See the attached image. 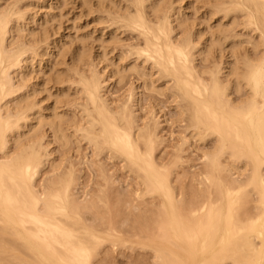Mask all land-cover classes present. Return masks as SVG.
Instances as JSON below:
<instances>
[{
	"label": "bare ground",
	"instance_id": "6f19581e",
	"mask_svg": "<svg viewBox=\"0 0 264 264\" xmlns=\"http://www.w3.org/2000/svg\"><path fill=\"white\" fill-rule=\"evenodd\" d=\"M148 1L127 0V7L131 10L129 9L127 12L121 10V13L115 10L117 9L115 3L113 8L111 5L109 7L114 9L116 14L109 7L106 12L109 10V13L114 15L109 17L114 24L125 28V30L136 32L137 37L142 39L139 42L140 46L134 47V50L131 49L133 52L129 51L133 55L131 53L129 55L137 56V59L138 57L143 58V62H149L151 68L157 72L158 77L155 78L159 79L160 75L161 80L165 79L169 82L168 85L171 83L169 87L165 82H162L165 84L163 89L169 87V89L167 88L168 93L172 92L173 100L175 97V100H178L176 104L179 106L175 107L179 108V112H176L177 108H175V110L177 109L175 112L178 116H182L184 126L190 128V141L197 139L203 143L209 140L212 142L208 148L204 144L206 147L202 150L201 159L199 158L204 167L199 172V176H201L199 179L203 186H199H202L199 189L201 192L196 193L199 196L195 195L194 198L198 199L199 197L201 200L196 202L193 198L190 202H181L182 200L180 201L177 196H174L176 191L173 190L174 187L170 186L172 185L171 177H168L171 173L168 171L170 174L167 173L168 176L162 173V168L158 166H163L164 163L163 165L159 164L155 157L157 165L153 159V150L159 139L155 131L158 126L156 120L151 116L155 121L149 118L151 119L149 122L153 121V123L144 121L143 127H140V123L137 124L139 119L137 118L136 122V115L132 117L134 113L131 108L132 93L127 94L126 99L121 101L122 104L120 102L121 105L110 106L111 103L109 104L102 93L103 86L100 76L90 68V72L88 71L87 74L80 70L85 61L84 58L87 56L86 50L75 51L76 54L71 57L73 62H70L72 74L76 77V80L72 82L76 81L81 96L78 109L81 111L80 118L82 120L79 119L78 122L81 120L83 124L78 123L77 126L69 128L73 129V133L71 131L72 134L70 132L68 134L69 130L66 125H69L71 120L69 123L67 116L65 122L63 121L66 116L65 112L59 113V110L55 112L53 107L52 112L55 113L53 116L49 113L51 119L47 120L45 115L42 116L38 112L39 110L36 111L40 105L35 103L36 98L32 101L35 90H32V87L29 90L26 88L28 86L24 85V78L33 68L30 57H33L35 50L39 49L25 41L18 42L19 33L24 32L26 35L25 25L27 26L28 17H26L27 12H24L26 10L23 11L24 13L20 12L21 8L18 5L21 3L18 4L19 0H15L14 4L11 3L12 6L7 7L8 9L3 7V10L0 7V255L2 254L0 264H6L7 258L10 259L7 264H90L91 256L99 245L107 240L111 241V235L98 232L100 230L97 228L95 230L94 226L84 220L82 211L87 208H82L86 207L85 202L76 201L73 199L76 197L70 193V188L74 186L73 183H76L72 162L71 164L68 162L71 166L68 165L66 158L61 156L63 161L65 160L64 163L69 166L65 168L60 157L58 158L60 160L51 158V150L48 149L50 141L47 133L43 130L45 125L52 134L51 138L63 149L73 140L69 139L70 141H68V137L75 136L74 138H76L78 136L77 138H80L82 142L91 146V152L96 157L105 152L109 155V159L115 157H118V160L122 159L123 167L126 165L125 168L129 169L128 172L134 173V177H137L136 182L139 181L140 186L136 183L139 186H137V190L141 187L142 191H140L141 193L137 191L135 195L137 193L143 196L149 194L152 198L156 196L159 198L157 199L159 204L155 205L157 211H149L150 214L153 213V216L155 214V220L151 219L155 218L152 216L148 218L149 220L145 219V216H143L144 219L141 218V215L138 217L140 221L141 219L142 221L147 220V222L150 219L154 221L152 224L154 226L150 229L154 239L149 246L154 249V255L160 264H264V0H225V2L224 0H220V2L215 0L214 6L211 4L208 6L215 10L216 14L214 13V15L220 13L222 18L228 16L230 18V15L237 13L244 15L246 21H241L240 18L238 20L245 21L246 24H242L247 25L250 32H257V36L260 38L257 40H260L261 49L259 48V53H256L257 47H259L257 42H252V39L248 38L249 36L244 35L249 39L247 42L250 44H248L251 48L249 49L252 50L249 52L253 55L246 53L239 55L243 49L241 50L242 46L237 48V45L244 39L240 42H235V38H231L234 39L231 40L230 36L226 35L228 27H222L225 29H219L220 31L216 34L211 31L215 35H209V31L207 33L209 36L207 35L208 37L206 36L201 42V53H210L216 49L220 51L221 47L226 44L227 48L223 49L227 50L225 53L229 54V58L225 57L231 60L226 61L225 66L222 65L223 69L222 66L216 68L220 67L219 65L222 63L217 64L218 66H215L216 63L212 66L208 65L213 69L206 66L207 71L204 69V65H201L203 71H200L201 63L199 64L200 68L199 66L197 68L194 61L197 56H194L195 59L193 57V51L198 48H196L198 45L196 43H198L200 35H206V30L204 29L205 35L198 34L196 42L187 31L189 27L186 29V23L181 17L184 14H180L181 19L173 15L175 18L173 20L176 22L174 27L171 20V11L174 9L165 10L163 6V8L160 7L161 3L152 1L154 4L151 5ZM100 3L97 2L98 5ZM168 5L171 6V3ZM117 7L120 10L121 7ZM207 14L209 13L207 12ZM230 19L232 20V18ZM111 20L109 22L112 26ZM233 21L235 22V20ZM242 24L240 25L242 26ZM182 25L185 26L188 34L186 33L183 37L180 34L176 36L175 32L177 31L178 34L181 31H179L180 28L183 31ZM236 25H231L230 28H234ZM176 27L180 28L176 30ZM246 28L245 30L249 31ZM206 29L208 30V28ZM213 29L211 27V30ZM229 29L227 32L231 30ZM14 33L18 36L17 41L13 37ZM183 33L181 34L183 35ZM27 35H29L28 32ZM240 37L242 39V36ZM20 39L22 40V38ZM26 41L29 42V39ZM44 42L46 43V41ZM244 42L243 45H245ZM237 49L241 50H239L240 53ZM244 51L247 50L244 49ZM211 53L208 54L210 57ZM221 53L224 54L223 51ZM208 57H204V59L208 60ZM104 58V56L98 57L97 62H104ZM199 59L204 60L201 57ZM110 63L112 64L111 61ZM109 64L105 66H109ZM123 67H120L122 70L119 69L124 72L126 68ZM128 70L135 76H140L141 79L142 75L146 73L135 67H129ZM224 70L225 72L222 73ZM115 73H118V79L122 77L119 70L113 72L112 69L108 76L113 78L116 76ZM55 76L57 74L53 76V79L56 78ZM69 77L71 76L69 75ZM147 78L152 79L150 76ZM146 80L145 83L148 82ZM55 81L60 84L56 79ZM151 82L149 81V83ZM67 87L66 89H68ZM154 87L158 88V85ZM148 88H151L153 92L156 89L152 90V84ZM159 89H157L159 92L156 90L157 95H161ZM163 89L162 94L164 93ZM240 91L242 96L238 97ZM232 93L237 94L238 98L236 99L235 96L234 99ZM11 100L14 103L13 107L9 103ZM70 102L77 104L75 101ZM70 102L67 101L68 104H71ZM130 102L131 104H129ZM35 104L37 105L36 109ZM58 109L61 110V107ZM129 109H132L133 113ZM71 124L76 125L75 122ZM149 124L153 125L148 127ZM185 127H183L184 130ZM187 130L189 129H186L185 132ZM185 132L186 136L182 137L184 142L187 139ZM189 132H187L188 135ZM81 140L78 139L79 142ZM183 141L178 148L188 143H183ZM180 149L177 150L180 152ZM94 154L92 155L94 156ZM178 159L181 160V157ZM178 159L177 161H179ZM226 159H229L230 163H226L228 162ZM223 161H226V164ZM45 163L51 171V176L49 175L51 178L48 176L49 179L46 178V181L42 180V183L38 182L37 184L34 179L40 167L43 166L42 164ZM124 163L126 164L124 165ZM98 164L99 162L96 165L98 166ZM61 168L66 170L63 169L64 172H60ZM100 173L103 177L102 171ZM232 173L234 174L232 175ZM236 174L238 178L234 177ZM199 179L197 178V183L201 184ZM101 199L99 197L97 201L101 202ZM90 202L93 203V201L86 202L87 207L91 205ZM146 226H144L145 230H147ZM111 242L114 245L115 241ZM109 244L112 245V243ZM4 253L5 255L8 253L9 256L4 255L5 257H3ZM158 261H156L157 264Z\"/></svg>",
	"mask_w": 264,
	"mask_h": 264
},
{
	"label": "rangeland",
	"instance_id": "374dc122",
	"mask_svg": "<svg viewBox=\"0 0 264 264\" xmlns=\"http://www.w3.org/2000/svg\"><path fill=\"white\" fill-rule=\"evenodd\" d=\"M99 1L100 0H19L18 4H20V3L21 4L18 6L22 10V11L20 10V12H22V13L27 12L26 17H28L27 18L28 23H27V26L25 25V29L27 28L26 31L29 33V35H27L26 31H25L26 35H24V32L19 33L20 35L18 34V36H19L18 42L25 41V43L30 44L34 47H38L37 49H39V50H35V55L33 57H30L31 58L30 60H32L31 62H33L31 64L33 66V68L25 76L24 85L29 87L28 88L25 86L28 90L31 87H32V90H35V96L36 97L33 95L32 101H34V98H36L35 103L38 104V106L40 105L37 108V105L35 104L36 105L35 109L37 108L36 111L39 110L38 112H40L42 114V116L45 115L44 117L47 120H49L48 118H50L49 113H51L52 114L51 116H53V114L55 112H57V110H59V113L65 112L64 115H66V116H64L63 121L65 120V117L68 116V118L70 117L69 119L67 118L68 122H69V120H71V123L75 122L76 125H73L69 122L71 124V126L68 122H66V124H69V125H66L67 130H69L67 133L70 134L73 129H69V128H71V127L73 128L74 126H77V124L81 123V120H82L80 118L81 117L80 116L81 111H79L80 109H78L79 104L81 103V96L79 94V89H78L79 87L75 83L76 81L72 82L73 80H76V77L72 74L73 70H72V64H70V62L71 63L73 62L72 61L73 59L71 60V57L74 54H76V52L86 50L87 56L85 57L86 59L84 58L85 61L83 60L84 62L82 63V65H81L82 67H80V70H83L84 71L83 73L86 72V74H87L90 72L89 71V68H90V70L91 69L94 70V72H96L97 75L100 76L101 84L103 86L102 87V93L104 94V97L107 98V100L109 101V104L111 103L110 106L116 107V105L117 106L121 105L122 104L121 101H124L126 99L127 94L132 93V99H133V100L131 99L132 100L131 101L132 107L129 105V104H131V102L128 104V106H130L134 110L133 111L132 109L131 110L129 109L131 112L132 111L134 112V113L132 112L133 113L132 117L134 115H136L135 121L139 119L138 120L139 122L136 121L137 124L139 125V123H140V127H143L144 121L145 122L148 121V123L151 124V123H153V121L156 120L158 126H156L157 127L156 130L155 129H153V130L156 131L157 138H159V139H158V143L156 144V146L154 145L155 149L153 148L154 149L153 150V152H154L153 159L155 160V157H156V159L158 160L157 162L159 164L163 165V163H164L163 166H161V165L158 166L159 168H162V170L160 169L162 171V173L166 174L167 176H168L169 172L171 173V175L169 174L170 176H168V177H171L170 183L172 185H170V186L174 187L175 189L173 188V190L176 191V192L173 191L174 196L175 197L177 196L180 201L182 200L181 202H183V201L184 202H187V201L190 202L195 197V195H197L196 193L201 192V191H199V189L202 188L203 184L201 182V179H199V178H201V176H199V174H200L199 172L201 171L202 168L204 169V167L202 166V163L200 160L201 159L200 155H202V150H204L206 147V146H204V144L207 145V148H208V145L210 147V144L212 142L209 140V141H205V143H203L201 141H198L197 139H192L194 142L190 141V139H189L190 133H191L190 128H188V127L186 128L184 126V122H182V120H183V118H181L182 116L180 117V116H178V114H176V112L177 113L179 112V108L175 107L176 105L179 106L178 104H176V102H178V100H175V98H176L175 97L174 98L175 101H174L173 98L171 97V96H173V95H171L172 92L168 93V91H169L168 89H169L171 83L168 85L169 82H167L165 79H163L164 81L161 80L162 78L160 79V77H161L160 75H159V79L155 78V77H158L157 72L155 71L154 68H151V66H150L151 64H149V62L148 63L143 62V58L138 57V59H137V56H130L131 54L133 55L132 50L135 49L134 47L137 48L138 46H140L141 43H139V42H140V40L142 41V39L137 37L136 32H131L128 29L125 30V28L123 29L121 27H118V25L114 24L112 22V20L109 19V17H113L114 15L112 13H109V10H108V12H106L107 8L110 5L112 6V7L111 6L110 7L113 8L116 4H117V6H119V8L120 7L122 8V9L120 8V10H119L118 7L115 6V8H117L115 10L120 11V13H121V10H124L125 12H127L129 9L131 10V8L127 7V5H128L127 0H101L102 1L101 3ZM116 1H118V2H116ZM146 1H148V0H146ZM152 1L153 2H159V4L161 3L160 7L163 6L165 8V10L169 9V8L174 9L171 11V14H172L171 20H172V25H174V27L176 26V22L173 20L174 16L176 15L175 17L178 18L179 16H181L180 14H184L181 17L183 19V22L187 24V25L185 24L186 29H187V27H189L187 31L190 32L192 38L194 40H196V42L198 41L197 36H199L200 34H204L205 30H206V35L205 34H204L205 36L200 35L198 43L195 42L196 45L198 44L196 46V48L198 47L197 48L198 52L195 49L193 51L194 52L193 57L197 56L196 59L194 57V59H195L194 61L196 63V64L195 63L194 64L197 68H198L199 64L201 63L200 66L204 65L203 67L207 71V69H208L207 67H209L210 65L212 66L214 63H216L215 64V66H216L217 64L219 65V63H222L219 65L220 67H216V68H221L222 65L225 66L226 61L231 60V59H228L229 54L225 53V51H227V50L223 49V48H227L226 44L224 45V47H221L223 50L219 49L220 51H218V49H216L214 51H211L212 52V53L210 52L212 55L211 57H210V55H208L210 53H206V54L201 53V48H202L201 42L203 41V39L206 38V36L208 35L207 33H209V31H210L209 35L214 34V33L216 34L221 29H225L222 27H228V29H229L230 27H232L231 25L237 24L236 26H234V28H230L231 30L229 29L230 30L229 32H227L228 31V29H227L226 35L230 36L229 37L230 39L235 38V40L231 39V40H234L235 42H237V41L240 42L244 39L243 41H245L244 42L245 45L242 44L243 41H242V43L240 42V44L237 45V48H238V46L239 47L242 46L241 50L243 49L242 50L243 52H241V53H240L241 50L237 49L238 51L240 50L238 52V53H240L239 55H241L242 53H243V55H245L244 53H246L248 55H253L252 53L250 54V52H249V50L251 48L249 46L250 44L247 42L249 39H247V37H245L246 35L249 36L248 38H250V40L252 39L251 40L252 42H254V43L257 42L256 44H258L259 47H257L256 53H259V51L261 49L260 45H259L260 40L259 41L257 40V39H260L259 36H257L258 35L257 32L256 31L250 32L247 25L244 26L246 24V22H245L246 17H244V15H241L240 13L230 15L231 16L230 18H232V20L230 18H228L229 16L227 18H222L223 16L220 13L219 14L217 13V15H214L215 10L212 9V7H208V6H210V4H211V6H214V4L216 3L215 0H213V1L210 0L213 4L211 2H208L209 0H149L148 3L151 5L154 4ZM226 1H228V0H226ZM13 2H15V0H0V7H1V9L3 7H6L5 9H8L9 5L12 6L14 4ZM97 2L100 3V5H98ZM168 2L171 3V6L168 5V4H170ZM219 2H220V0H219ZM224 2H225V0H224ZM11 3H13V4H11ZM166 3H168V4H166ZM110 7H109V9H111ZM3 10H4V8H3ZM24 10H26V11H24ZM111 10H113V12H115L114 9H111ZM177 11L179 12V14ZM105 12H106V14L109 13L108 15H110V16L106 15ZM207 12L209 14H207ZM211 13H213V14H211ZM111 14H112V16H111ZM114 14H116V12ZM209 15L210 16L214 15V16L210 17ZM232 16H234V17H232ZM240 16H242V17H240ZM181 17H179V19H181ZM243 17H244V19H243ZM186 18H187V20H186ZM220 18H221V20L223 19V21H221ZM108 19L111 20V24L113 23L116 26H114L112 24V26H113L112 27L110 25V22ZM184 19H185V21H184ZM225 19H227V20H225ZM238 19L241 21L242 20H245V21L241 22ZM218 20H219V22H218ZM233 20H235L236 24H233V23H235ZM237 20L239 21V23L237 22ZM174 22H175V24H174ZM183 22H182V24H183ZM225 22L226 23L228 22V23L226 24ZM219 23L223 26H221ZM229 23H230V25H228ZM238 24L239 25L242 24V26L241 25L239 26ZM206 25H208V26H206ZM182 26H183V31H184L185 26L184 25H182ZM243 26H244V29H242ZM115 27H117V28L114 29ZM211 27H212V29L213 28L214 29L211 30ZM178 28H180V27H178ZM178 28L176 27L175 29L178 30ZM206 28H208V30ZM216 28H218V29H216ZM245 28L248 29L249 31L245 30ZM190 29H193V30H190ZM179 31L181 33H183L181 28L179 29ZM211 31L214 33H211ZM215 31H217V32H215ZM180 32L177 34V31H176L175 35L178 36L180 34L183 37L184 35H186V33L188 34V32H186V30L184 32L185 34L183 33V35ZM229 33H230V35H229ZM193 34H195V35H193ZM13 35H15V33ZM231 35H232V37H231ZM238 35L242 36V39L240 36L238 37ZM18 36L15 35L13 37L16 40L18 38ZM181 36H179V37L181 38ZM20 38H22V40ZM254 38H255V40H253ZM28 39H29V42L26 41ZM42 39H44V41H46V43L44 41H42ZM37 40H39V41H37ZM41 41H42V43H41ZM138 43H139V45H137ZM39 44H40V46H39ZM199 44H200V46H199ZM82 45H83V47H82ZM246 45H248L249 47L248 46H247L248 48L245 47ZM41 46H43L44 48ZM244 49H246L247 51L245 52ZM130 50L132 52H129ZM43 51H46V52H43ZM217 51H218V53H217ZM221 51H223V53L226 55L222 54ZM250 51H252V50H250ZM219 53H221L222 56H220L221 54L217 55ZM198 54H200V55H198ZM38 55H42V56H38ZM239 55H238V57H239ZM103 56L105 57L104 62L98 63L97 62L98 57L100 58ZM207 56H209L208 60L206 58H205L206 59L205 60L204 57H207ZM225 56L228 58H226ZM198 57L199 58L201 57L204 60L202 61ZM110 61L112 62V64L111 63L109 64ZM205 61H206V63H203ZM223 62H224V64H223ZM106 64H109V66H105ZM134 64H135V66H134ZM69 66H71V67H69ZM117 66H118L117 70L120 71V74H121V72H123V71H121L122 70L121 68L123 66L126 68V70L124 69V72L121 74L122 77L118 79L117 78L118 73H115L116 76H114L113 78H110V76H108L109 71L111 69L113 70V72L117 71L116 70ZM200 66H199V68H200ZM223 66H222V69L224 68ZM129 67L138 68L139 70H142V72H144V73L146 72V73L144 75H142L143 77L141 79L140 76L138 77L137 75L135 76L134 73H131L130 70H128ZM203 67L200 68L199 70L201 71L203 69ZM209 68L213 69L212 67H209ZM65 70H67L68 72H66ZM70 72H71V74H69ZM155 72H156L157 76H156ZM224 72H225V70L222 73H224ZM150 73L152 74V76ZM56 74H57V76H55L56 77L55 79L57 81H59L60 84H57L58 82L56 83L55 79H53V76ZM69 75L71 77H69ZM123 75H124V77H123ZM146 75L152 77V79L149 78L150 79L149 80ZM63 76H65V77H63ZM73 76L75 79L73 78ZM66 77L67 78L69 77L68 78L69 81L67 80ZM144 77H145V80L148 79V80H146V82L148 81L147 82L148 84L145 83ZM204 77H207V76H204ZM220 77L222 78V76H220ZM64 78H66V80H64ZM149 81L150 82L152 81V82L149 83ZM61 82L64 84L62 85ZM70 82H72V83H70ZM162 82H165L166 85L169 86V87H165L166 90L163 89L165 84L164 83L162 84ZM143 84H145V85L143 86ZM151 84L153 86L152 90H154L156 88L154 86L158 85V88H160L159 90H161V92H160L161 95H157L159 92L157 90L158 88H156L154 92L151 91V88L150 89L148 88L149 85H151ZM153 84H155V85H153ZM160 85H162V86L160 87ZM66 87L68 89H66ZM60 89H62V90H60ZM65 89H66L68 94L66 93ZM162 89L164 90L163 94H162ZM74 92H76L77 94H75ZM64 93H65L66 97H65ZM232 94H234V93H232ZM241 94L242 93L240 91L238 94V97ZM236 95L237 94L233 95L234 99H235ZM55 97L56 98H63V99H61L62 100L61 101L60 99H56ZM238 97L236 96V99ZM55 100L56 101L59 100V102H61V103L56 102ZM66 100L67 101L69 100V102L75 101V103H77V104H73L74 102L73 103L70 102L71 104H68ZM12 101L13 100H11L9 103L13 107L14 103ZM120 102H121V104H120ZM58 103H59L58 106L61 107V110L58 109L59 108L58 106H56ZM63 103L65 104V106ZM116 103H118V104H116ZM71 105H73V106H71ZM42 106H44V107H42ZM40 107H42V108L40 109ZM53 107L55 108L54 113L52 112ZM56 107H58V108H56ZM68 108H70V109H68ZM175 108H177L178 111H176L177 109L175 110ZM71 109H72V112H71ZM68 110H69V112H68ZM46 115H47V117H46ZM71 116L72 117L74 116L73 120L71 119L72 118ZM151 116L155 120L153 118H151ZM176 116H177L178 120H180V119L181 120L180 121L176 120L177 119ZM45 118H44V121H46ZM149 118L153 119V121L149 122L151 120ZM79 119H81L80 122H78ZM81 124H83V122ZM145 124H147V123H145ZM150 124L147 126L149 127V126L153 125V124L152 125H150ZM183 127H185V130L186 129L190 130V132H189V130H187V132H189V135L187 132H185ZM151 128H153V127H151ZM43 130L45 131V133H47L48 140L50 141V142L48 141L49 142L48 143L49 144L48 149H49V151L51 150V158H53L54 160L62 159V162L64 164L63 167H65V168H68L69 167L68 165H70L72 162L71 165H73V167H74L73 173L75 172L74 176H75L76 180L75 179L74 180L76 181V183H73L74 184L73 187L71 186L72 188H70V193H72V195L78 199L77 200L76 198H74L72 196L73 199H75L76 201H79L81 203L85 202L84 204L86 207L82 208V209L87 208V209L82 211V216L84 217V220H86V222L88 224L94 226L95 230H96V228L98 230H100V231L97 230L98 232H100L102 234L108 233L109 235H111V241L112 240L115 241L114 245H113V242H111L109 240L105 241L106 243L105 242H103V244L101 243L102 245H99L97 250H95V252L93 253V256H91L92 259L90 261V264H157L156 261H158V260L155 257L156 255H154L155 251L151 246H149V244L153 241L152 239H154V238H152L153 234L151 233L152 231L150 230V229H152V226H154V225H152V224H154V221L152 220L153 221V223H152L151 219H154V220L156 219L155 214L153 216V213L150 214V212H151V210L157 211L155 209V208H157L155 205L159 204L158 203L159 201L157 202V199H159V198L156 195H153V196H156V197H154L155 198L154 199V198L150 197L151 195H149V194H145L144 196L139 194V193H141L140 191H142L140 189L141 187L137 190L138 185L136 183L139 184V181L136 182L137 177L136 178L134 177L135 174L130 173V171L128 172L129 169L125 168L126 163H124L125 166L123 167L122 159L118 160V157H115L113 159V158H111V156H110L111 159H109V155L105 152H102L103 153L102 155L100 154V156L97 155L98 157H96V155L91 152V148H90L91 146L87 145V143L84 141L82 142V140L80 138H77L78 136H76V138H74L75 136H73L72 138L68 137V141H70L69 139H71V140L75 139L76 141L75 140L70 141L71 144H70V142H68L70 145L64 146V149H63V147L61 148V146L58 143H56V141H54L53 138H51L52 134L46 125L43 127ZM184 132L187 134V137H185V138H187L186 142L183 141L184 138L182 140V137L186 136V135H184ZM72 133H73V131H72ZM78 139H79V141L81 140V142H79ZM188 139L190 142L188 141ZM195 140H196V142H195ZM77 141H78V144H77ZM182 141H183V143L188 142L189 144L187 143V144L183 145V143H182L183 146L179 147V148H181L180 149L181 151L179 152L178 146L181 145L180 143ZM67 147H68V151H67ZM92 151H93V149H92ZM92 154H94L95 157ZM61 156H63V158H66L65 160L67 161V163L70 162V164L68 163V165H67L66 163H64L65 160L63 161V158H61ZM59 157H60V159H58ZM180 157H181V160L178 159ZM116 158H117V160H116ZM177 159L179 161H177ZM226 160L228 161V162L225 161L226 163H230L229 159H226ZM98 162H99V164L101 163L100 166H99V164H98V166L96 165ZM157 162L155 160V163H157ZM158 163H157V165H158ZM42 165L43 166L40 167V170L38 171L37 176L34 179L35 183L37 182V184H38V182L40 183L42 180L46 181V178H48V176L51 173V171L49 170L48 165L46 163L42 164ZM65 168H61L60 172H64L62 170ZM100 171H102L103 177L101 176ZM233 174L234 173H232V175ZM234 177L238 178L237 174H236V176L234 175ZM52 178L54 179L55 175ZM197 178L199 179L198 181H200L201 184L197 183ZM200 185H202V186L199 187ZM139 186H140V184H139ZM101 191L103 194L101 193ZM137 191H139V193L136 194V195L139 194L138 196L135 195V193ZM175 193H176V195H175ZM96 195L98 198L100 197V199L102 197L101 202H100V200L97 201L98 198L96 197ZM197 196H199V195H197ZM178 198H176V199L178 200ZM197 200L200 201L201 199H199V197H198V199H195V201L197 202ZM87 201H93V203L90 202L92 206L90 205L87 207V205H86ZM185 204H189V203H185ZM81 206H82V204H81ZM138 216H140L142 219H144L143 216H145V219L151 218V216L155 217V218H151L150 221H148L149 222L148 223L147 220L142 221V219H141V221H140V218ZM82 220H83V218H82ZM139 223H140V225H139ZM142 223H143V225H142ZM144 223H145V225H144ZM146 224H147V226H146ZM148 225L151 228H148L149 227ZM144 226H146L147 230H145ZM141 228H143V229H141ZM153 229H154V227H153ZM154 230H153V233L155 232ZM158 232H159V230H158ZM158 232L156 231V233H158ZM148 234H150V235H148ZM149 236H151V237L149 238ZM118 239H120L121 241H119ZM109 243H112V245ZM151 248L153 249V251ZM6 254L8 255V253H6ZM1 255H0V257H1ZM4 255H5V253L3 254V257L7 256V255H5V256ZM6 258H4V259H6ZM1 259L3 260V258H1ZM6 260H7L6 261V264H7V262L10 261V259L7 258ZM158 264H160L159 261H158Z\"/></svg>",
	"mask_w": 264,
	"mask_h": 264
}]
</instances>
